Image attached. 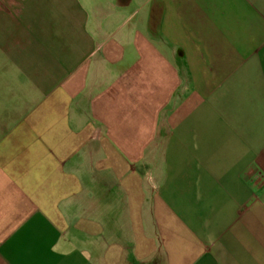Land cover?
I'll use <instances>...</instances> for the list:
<instances>
[{
  "label": "crops",
  "instance_id": "1",
  "mask_svg": "<svg viewBox=\"0 0 264 264\" xmlns=\"http://www.w3.org/2000/svg\"><path fill=\"white\" fill-rule=\"evenodd\" d=\"M0 264H264V0H0Z\"/></svg>",
  "mask_w": 264,
  "mask_h": 264
}]
</instances>
